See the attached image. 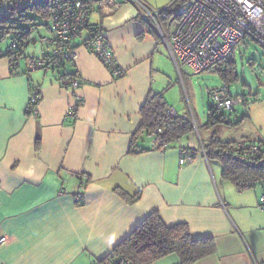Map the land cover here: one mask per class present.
I'll return each instance as SVG.
<instances>
[{
    "label": "crops",
    "instance_id": "1",
    "mask_svg": "<svg viewBox=\"0 0 264 264\" xmlns=\"http://www.w3.org/2000/svg\"><path fill=\"white\" fill-rule=\"evenodd\" d=\"M91 1V16L100 15L91 25L106 32L127 72L123 78L114 80L84 45L89 29L72 42L78 58L68 71L82 81L76 90L62 87L52 70L14 75L9 60L0 59V239L7 238L0 264H92L153 212L168 225L186 223L195 238L215 239L216 253L196 264H264V210L258 203L264 180L239 190L204 148L213 136L221 142L264 137L233 136L238 128L228 126L201 133L192 104L177 109L169 91L162 93L172 63L179 66L153 22L129 0L115 9ZM159 22L164 29L162 16ZM33 87L42 96L37 115L28 112ZM151 93L164 94L179 117L191 118L188 108L195 123L164 151L151 150V137L134 139ZM77 98V119L68 120ZM132 146L150 151L132 154ZM182 149L192 156L184 165ZM118 190L140 198L130 203ZM154 264L179 259L169 255Z\"/></svg>",
    "mask_w": 264,
    "mask_h": 264
},
{
    "label": "built area",
    "instance_id": "2",
    "mask_svg": "<svg viewBox=\"0 0 264 264\" xmlns=\"http://www.w3.org/2000/svg\"><path fill=\"white\" fill-rule=\"evenodd\" d=\"M138 6L146 20L161 35V42L169 46L170 54L175 63L186 65L194 73H202L209 69L220 70L224 62L235 58V51L239 44L246 39L257 42L264 48V0H175L177 5L171 26L177 21L175 31L167 34L159 22L162 12H154L139 0H129ZM91 0H0V14L10 9L16 14H23L28 10L39 9L46 12L50 20V33L38 39H13L8 47V58L12 74L34 70L49 71L53 68L65 69L75 66L78 58L77 50L72 46L73 40L80 38L83 31L89 29V38L84 45L93 51L107 66L114 80L123 78L127 72L121 68L116 60L114 51L107 42L106 32L100 27L91 26ZM100 5L113 9L119 6L120 0H100ZM39 43L43 47L41 57L23 58L22 51L31 44ZM61 69V68H60ZM63 70V69H61ZM63 85L76 90L82 86L79 76L66 78ZM42 96L38 87L31 90L28 112L37 115V106ZM241 98L231 94L230 87L223 85L211 93L210 105L214 111L234 112ZM82 105L81 99L69 107L66 119L76 120L78 109ZM169 114L177 116L175 109ZM184 120L188 116L181 117ZM193 125L195 124L192 121ZM195 126V125H194ZM164 134L157 129L151 136L152 146L164 151ZM227 156L235 161L251 167L264 165V138L251 139L242 137L234 144L224 149ZM181 165L192 159L190 151L182 149ZM259 207L264 210V192L260 195ZM7 238L0 239V245ZM92 264H103L94 262ZM104 264H126L124 260H115Z\"/></svg>",
    "mask_w": 264,
    "mask_h": 264
},
{
    "label": "trees",
    "instance_id": "3",
    "mask_svg": "<svg viewBox=\"0 0 264 264\" xmlns=\"http://www.w3.org/2000/svg\"><path fill=\"white\" fill-rule=\"evenodd\" d=\"M90 5L92 7V1ZM33 10L42 12L43 17L48 18L45 11ZM164 12L162 13L164 14ZM10 29L14 30V36L10 39L11 41L13 39L30 40L34 30L38 31L36 26L35 29L34 26L29 29H18L15 27ZM46 29L50 33V22L46 25ZM8 33L9 29L3 28L0 30V42L6 38ZM39 37L41 36L38 35ZM21 53L23 58L27 57L24 51ZM9 56L8 50L5 54L0 53V59ZM233 62L234 59L221 65L219 71L220 73L223 72L224 78H227L231 70H233ZM225 67H228V71H223ZM51 70L58 73L60 85L67 89L68 87L63 85V81L66 78H76L78 76L75 71L69 72V68L65 69L57 66ZM23 73L26 74V71ZM169 110L170 106L162 94L151 93L141 108L142 125L134 135V139L137 140V138L143 136L151 137L157 129H162L164 134L162 140L164 146H166L164 150H166L168 146L176 143L184 135L194 131V125L190 119L184 120L179 116H172L169 114ZM227 113L225 111H214L209 101L206 127L227 123ZM233 144L234 142L218 141L216 136H213L204 148L209 159H215L221 163L224 179L232 182L239 190L254 188L261 180H264V165L251 167L227 156L224 153V149ZM134 149L135 146H132L130 153L141 154L150 151V149L145 148L139 151ZM153 149L156 150L152 146L151 150ZM118 192L130 203H134L140 198L139 195L128 198L125 192L120 190ZM215 253L216 243L213 237L195 238L186 223L168 225L158 212H153L138 224L130 235L119 242L107 256L96 262L104 264L115 260H124L126 264H154L164 257L176 255L179 259V264H196L198 261Z\"/></svg>",
    "mask_w": 264,
    "mask_h": 264
},
{
    "label": "rangeland",
    "instance_id": "4",
    "mask_svg": "<svg viewBox=\"0 0 264 264\" xmlns=\"http://www.w3.org/2000/svg\"><path fill=\"white\" fill-rule=\"evenodd\" d=\"M139 1L154 12L165 11L162 15L164 29L167 34L175 31L177 26L176 20L169 26V22L174 17L177 9V5L174 4L175 0ZM1 15L0 30L3 28L9 29L6 38L0 42L1 54L7 52L11 42L10 39L14 36V30L10 29L11 27L29 29L34 26L35 29L36 26L38 31L34 30V34L31 36L32 39H38V35L45 36L49 34L46 25L50 20L43 17L40 11L28 10L23 14H16L8 8ZM90 20L91 23L100 20L98 12L93 13V16L90 15ZM85 32L83 31V33ZM162 49L163 52H167L166 47L163 46ZM42 51L43 47L37 43L25 48L24 54L39 58L43 54ZM168 55L172 59L169 51ZM172 66L173 69H170L171 80H166V90H162V93L167 90L169 91L168 95L170 100H177V102L170 101V103L173 105L176 104L174 107L177 109H186L185 106H188V103L192 104L194 118L201 133L206 131L203 128H207L205 124L207 123L211 93L223 85L228 84L233 97L241 98L243 102L236 106L234 112L227 113V123L224 125H212L209 129L212 131L222 126H228V128H238L237 130H231L235 131L233 136L239 132L242 135L252 136L254 134L264 137V48L261 45L250 39L241 42L235 51L233 70H231L227 78H224L222 75L223 72L220 73L219 69H209L197 74L182 63L179 64V68L174 63H172ZM223 71H228V67H225ZM180 102L182 103L181 106ZM186 112L193 118L188 108ZM191 118L190 121L192 122ZM217 165L221 166L219 164Z\"/></svg>",
    "mask_w": 264,
    "mask_h": 264
}]
</instances>
